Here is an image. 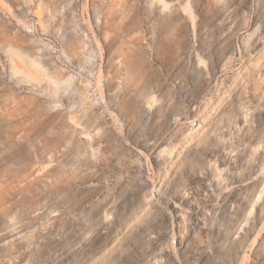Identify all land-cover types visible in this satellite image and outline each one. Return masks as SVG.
<instances>
[{"label":"rangeland","instance_id":"obj_1","mask_svg":"<svg viewBox=\"0 0 264 264\" xmlns=\"http://www.w3.org/2000/svg\"><path fill=\"white\" fill-rule=\"evenodd\" d=\"M0 264H264V0H0Z\"/></svg>","mask_w":264,"mask_h":264}]
</instances>
